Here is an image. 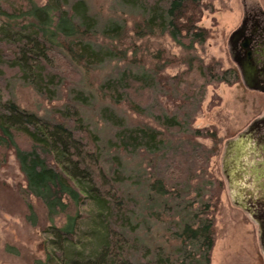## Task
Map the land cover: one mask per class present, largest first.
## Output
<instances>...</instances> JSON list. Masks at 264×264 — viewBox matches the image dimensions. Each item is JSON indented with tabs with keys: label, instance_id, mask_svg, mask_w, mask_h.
Here are the masks:
<instances>
[{
	"label": "rangeland",
	"instance_id": "374dc122",
	"mask_svg": "<svg viewBox=\"0 0 264 264\" xmlns=\"http://www.w3.org/2000/svg\"><path fill=\"white\" fill-rule=\"evenodd\" d=\"M46 1L55 0H0V113L20 116L0 119V264L44 263L55 240L50 227L76 212L74 242L49 246L48 264H264V97L245 85L231 46L246 18L264 28V0H59L87 28L121 16L131 39L125 47L141 60L87 76L8 25L5 14L18 20ZM104 80L117 84L113 105L96 91ZM143 127L165 141L152 142ZM24 134L42 148L41 159L24 157L36 145ZM60 141L89 153L93 179ZM214 142L216 154H208ZM179 213L212 236L182 243Z\"/></svg>",
	"mask_w": 264,
	"mask_h": 264
},
{
	"label": "trees",
	"instance_id": "16d2710c",
	"mask_svg": "<svg viewBox=\"0 0 264 264\" xmlns=\"http://www.w3.org/2000/svg\"><path fill=\"white\" fill-rule=\"evenodd\" d=\"M30 1L31 0H29V2ZM113 13L114 15H117L115 11ZM5 17L7 18V23L10 27L30 31L35 37H38L45 42V44H49L51 47L60 51L69 63L78 70L77 72L84 76H87L89 73L98 70L100 67L111 63H121V65L129 68L136 66L137 63H141V60L137 62V49H132L131 45L129 47L127 46L128 48L125 47L126 40L128 38V40L131 39L128 36L125 20L119 15L114 16L102 25H100L97 20H94L87 28L78 22L74 12L69 10L62 3V1L55 0L53 2L46 1V3L42 6L31 4L29 10H25V12L22 13L21 18L18 19L20 22H17L18 20H11L10 14H5ZM156 59L159 60V56H157ZM163 66L165 65H161L159 67L162 68ZM161 68L156 69L155 71L157 72L159 70V72H161ZM118 75H120V73L116 71L112 76ZM174 78H176L177 83L181 85L184 92L190 94V96L194 95V92L191 90V85L183 78V76ZM105 80L99 85V88H97L96 91H98V94L101 97H99V99H108L113 105L115 99L119 97L118 87L117 84L111 83L109 86H105ZM133 87L134 85L132 84L131 89L128 88L127 90L129 96L132 93ZM130 107L132 108V111H138L134 102H130ZM9 112L10 111L4 110L0 113V119H20V116L16 113L13 114ZM14 124L15 123H13L12 126H15ZM19 126L22 125L20 124ZM167 129H169V127H167ZM140 132L154 143H163L165 141V137L163 135L153 132L149 130V128L143 127L140 129ZM24 136L28 137L32 144L34 143L32 141L34 140V137L31 134H24ZM213 137L214 136H211L212 140H215ZM59 144L61 150L67 156H71L75 159L74 162L77 168L82 172H86V175L90 173V178L93 179L92 172H89V169H91V165L93 166L94 160L91 158L89 153L85 150L83 151L77 144L72 142L60 141ZM13 145L16 146L18 150L21 148L19 143L14 139ZM216 146L217 142H214L213 147L208 151V154L215 155ZM40 149L36 144L31 152L27 153V150H24V157L29 161H37L42 157L40 155ZM34 170L37 169L35 168ZM95 171H97L98 176L101 178V169H97ZM173 172H175L174 169L172 170V175H174ZM161 183H163V181H161ZM80 219L79 212H76L73 215L68 214L65 223L60 227H56L55 225L50 227V230H53L51 236L55 240L46 244L44 263L37 261L36 264H48L52 262L53 256L50 252V247L55 248L57 245L56 241L74 242L73 239L78 233ZM27 220L32 227L37 225L38 218L31 206H29V216ZM51 221L52 220L50 218V222ZM176 221L178 226L176 227L177 230H175V235L180 238L182 243H187L188 241L196 238L208 239L212 236V228L201 226V220L196 221L195 223L194 221H189V219L182 220L179 213ZM260 257L261 256L258 254L257 259L260 260ZM89 264L104 263L103 260H98L94 262L91 261ZM120 264L125 263L120 262Z\"/></svg>",
	"mask_w": 264,
	"mask_h": 264
},
{
	"label": "flooded vegetation",
	"instance_id": "af4514ba",
	"mask_svg": "<svg viewBox=\"0 0 264 264\" xmlns=\"http://www.w3.org/2000/svg\"><path fill=\"white\" fill-rule=\"evenodd\" d=\"M252 19L246 18L240 28H237L231 36L233 60L240 69L242 79L248 63L255 69V78L258 80L259 90H252L264 97V49L261 48L264 40V28H258ZM264 125V120L261 121Z\"/></svg>",
	"mask_w": 264,
	"mask_h": 264
},
{
	"label": "water",
	"instance_id": "95a60500",
	"mask_svg": "<svg viewBox=\"0 0 264 264\" xmlns=\"http://www.w3.org/2000/svg\"><path fill=\"white\" fill-rule=\"evenodd\" d=\"M242 71L244 72L243 81L248 89L250 90H259L260 87L258 86V80L255 78V71L254 67L248 63L245 68L241 67ZM264 120V119H263Z\"/></svg>",
	"mask_w": 264,
	"mask_h": 264
},
{
	"label": "bare ground",
	"instance_id": "6f19581e",
	"mask_svg": "<svg viewBox=\"0 0 264 264\" xmlns=\"http://www.w3.org/2000/svg\"><path fill=\"white\" fill-rule=\"evenodd\" d=\"M247 146H248V144H247ZM236 147H237V150H238L237 152L240 154V155H238V157L241 160V161L238 160V163H241L242 164V161L243 160L241 158L244 157V156H246V151H247V149H245L246 148V142L245 141H240L239 142V146L236 145ZM240 167L244 168L242 165H240Z\"/></svg>",
	"mask_w": 264,
	"mask_h": 264
}]
</instances>
